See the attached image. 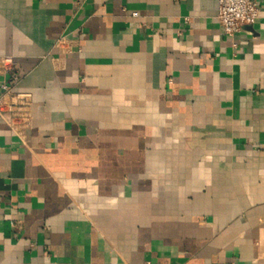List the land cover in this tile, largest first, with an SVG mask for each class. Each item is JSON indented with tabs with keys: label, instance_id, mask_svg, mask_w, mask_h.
Returning <instances> with one entry per match:
<instances>
[{
	"label": "crops",
	"instance_id": "obj_1",
	"mask_svg": "<svg viewBox=\"0 0 264 264\" xmlns=\"http://www.w3.org/2000/svg\"><path fill=\"white\" fill-rule=\"evenodd\" d=\"M256 1L0 0V264H264Z\"/></svg>",
	"mask_w": 264,
	"mask_h": 264
},
{
	"label": "built area",
	"instance_id": "obj_2",
	"mask_svg": "<svg viewBox=\"0 0 264 264\" xmlns=\"http://www.w3.org/2000/svg\"><path fill=\"white\" fill-rule=\"evenodd\" d=\"M217 3V20L228 36L239 32L246 25L253 24L259 16L256 0H217ZM133 15L136 14L133 12ZM0 60V69L7 71L11 68L13 63L9 56H3ZM25 98V94L12 92L10 84H1L0 117H5L13 129L28 125L29 114Z\"/></svg>",
	"mask_w": 264,
	"mask_h": 264
}]
</instances>
